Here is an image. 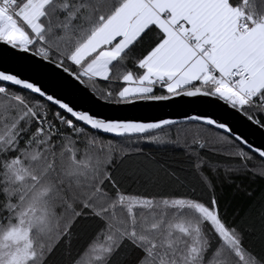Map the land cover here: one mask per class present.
<instances>
[{"label":"snow or ice","instance_id":"obj_1","mask_svg":"<svg viewBox=\"0 0 264 264\" xmlns=\"http://www.w3.org/2000/svg\"><path fill=\"white\" fill-rule=\"evenodd\" d=\"M249 129L264 0H0V264H264Z\"/></svg>","mask_w":264,"mask_h":264},{"label":"water","instance_id":"obj_2","mask_svg":"<svg viewBox=\"0 0 264 264\" xmlns=\"http://www.w3.org/2000/svg\"><path fill=\"white\" fill-rule=\"evenodd\" d=\"M87 107H93L97 115L105 117H135L140 119H151L154 117L170 118L178 121H183L184 114L186 112L201 111L202 108L197 103L185 104L183 101L168 102L167 106L160 107H135V108H116L112 106H101L95 107L93 105H87ZM242 128L238 127L237 132L241 131ZM248 135L249 141L253 145H264V136H261L257 132L245 133Z\"/></svg>","mask_w":264,"mask_h":264},{"label":"trees","instance_id":"obj_3","mask_svg":"<svg viewBox=\"0 0 264 264\" xmlns=\"http://www.w3.org/2000/svg\"><path fill=\"white\" fill-rule=\"evenodd\" d=\"M236 183L242 184L247 188L255 189L258 194H260L261 192H264V181L260 179H253L251 177H247V178L241 177L236 180ZM223 191L225 193V199L233 203H238L244 199L243 193L241 192L237 194L235 192L234 186L225 185L223 188Z\"/></svg>","mask_w":264,"mask_h":264}]
</instances>
